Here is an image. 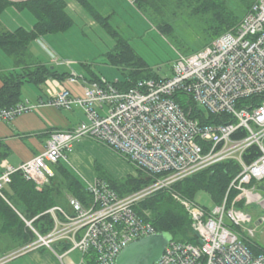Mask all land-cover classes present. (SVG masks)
I'll use <instances>...</instances> for the list:
<instances>
[{"label":"built area","instance_id":"built-area-1","mask_svg":"<svg viewBox=\"0 0 264 264\" xmlns=\"http://www.w3.org/2000/svg\"><path fill=\"white\" fill-rule=\"evenodd\" d=\"M171 72L169 78L141 80L127 90L117 82L86 83L68 76L66 82L81 83L80 94L63 81L46 80L45 99L37 105L0 109V122L42 107L80 110L84 117L72 129L49 132L37 156L17 167L3 166L0 197L5 201L3 191L13 175L42 190L54 177L52 167L66 162L82 141L123 155L151 181L119 197L95 179L86 188L87 203L68 197V209L53 206L29 221L21 217L34 236L25 251L47 250L60 264H114L125 246L157 233L135 211L141 201L232 162L239 173L213 208L172 195L187 212L197 242L169 241L155 264H264V253L253 254L246 244L255 231L249 212L261 203L257 186L264 180V0H256L235 28L202 50L179 55ZM252 147L256 156L246 163L244 155ZM41 216L51 222L45 234L33 225Z\"/></svg>","mask_w":264,"mask_h":264},{"label":"trees","instance_id":"trees-1","mask_svg":"<svg viewBox=\"0 0 264 264\" xmlns=\"http://www.w3.org/2000/svg\"><path fill=\"white\" fill-rule=\"evenodd\" d=\"M74 1L116 41L107 58L116 67L128 70L125 82L121 84L117 82L118 87L127 90L138 81L159 79L155 73L146 68L145 62L131 48L127 40L119 37L110 26L108 17L102 16L88 0ZM130 1L161 32L171 31L168 21L174 17L188 16L195 20L194 22L208 39L206 45L208 46L215 38L235 28L256 0ZM10 7H15L18 11L28 10L34 16L35 23L29 30L19 27L10 31L0 22V50L11 60L13 66L11 72L5 70L0 63L2 83L0 109L14 107L21 102L20 89L24 82L40 87L50 78L61 81L69 76L65 73L59 74L54 69L34 61L28 51L32 41L48 34L65 32L73 26V19L67 12L66 0H0V16ZM92 79L99 80L95 76ZM199 112L202 114L201 111ZM241 135L238 133V136ZM7 155L8 150L0 143V164ZM254 156H256V148L252 147L244 155V161L250 163ZM52 169L54 177L40 191L36 190L32 183L25 181L20 174L12 176L11 183L3 191L5 199L11 206L0 197L2 232L17 236L21 243L28 244L34 240V236L25 228L16 212L25 219H32L53 206H65L67 195L81 203L90 200L83 183L64 165V162H58ZM95 171L96 179L106 182L119 197L138 191L150 182V179L145 182L130 177L114 179L104 173L97 164ZM1 172L0 168V174ZM238 173L239 167L235 163L224 162L215 165L177 182L169 190L150 195L136 206L135 211L151 223L157 233L168 236L171 241L195 244L197 241L191 230V220L183 206L172 195L177 194L183 199L193 201L196 193L203 191L210 196L214 205H218L229 183ZM50 224L48 216H41L33 223L41 234L48 232ZM249 249L251 250L250 247ZM256 249L257 251L251 250V252L264 253V249L260 247Z\"/></svg>","mask_w":264,"mask_h":264},{"label":"rangeland","instance_id":"rangeland-1","mask_svg":"<svg viewBox=\"0 0 264 264\" xmlns=\"http://www.w3.org/2000/svg\"><path fill=\"white\" fill-rule=\"evenodd\" d=\"M69 1L71 0H66L67 3ZM89 1L96 9H101L103 15L111 13L108 20L110 26L119 34L120 38L127 40L131 48L145 62L146 68L159 78L171 77L172 66L179 55L196 53L208 43V39L194 22L195 20L188 16H177L169 19L171 31L161 32L138 11L131 1ZM73 6L75 9L68 11L73 19V26L65 32L48 34L32 41L28 50L31 58L49 69L54 68L59 74L74 75L79 80H90L95 76L109 83L118 82L121 84L125 82L128 70L116 67L107 58L116 41L103 27L95 23L80 5L74 3ZM13 11L9 10L7 14L12 12L11 18H17L19 25L24 28L29 30L35 23L34 16L28 10ZM0 63L5 67H12L11 60L2 50H0ZM69 89L71 90L70 87ZM45 90V84L37 87L32 83L24 82L20 89V104L31 106L33 104L29 102L36 96L42 97L44 100ZM29 112L34 113L35 111ZM29 112H23L21 115ZM74 112L79 113V111ZM201 112L204 113V110L201 109ZM89 143L79 145L72 154L67 155L69 162L64 163L81 182L82 179L84 180L82 175L87 178L95 177L96 164L104 173L114 179L130 177L142 179L145 182L150 179L147 174L132 166L123 155L93 141H89ZM129 171L130 173H128ZM260 188L262 189L260 190ZM257 190L261 196V203L252 207V211L249 212L254 218L252 226L255 228L254 236L246 241L252 251H257L256 247L264 249V222H257L260 218H264V180L259 182ZM134 192L136 190L129 194ZM68 197L71 196L67 195L65 206H61L65 209H68ZM193 202L206 209H211L214 206L210 196L203 191L196 193ZM71 259L78 260V255L72 254ZM56 261L60 264L57 258Z\"/></svg>","mask_w":264,"mask_h":264},{"label":"crops","instance_id":"crops-1","mask_svg":"<svg viewBox=\"0 0 264 264\" xmlns=\"http://www.w3.org/2000/svg\"><path fill=\"white\" fill-rule=\"evenodd\" d=\"M71 1L67 3V12L75 9V7L73 6L74 3L78 4L74 0ZM100 8H104V7H100ZM9 10L18 11L15 7H10L0 16V22L3 25V27H5L10 31L15 30L19 27L24 28L22 25H19L17 18L16 19L11 18V15H13L12 12L11 14H7L9 13ZM96 10L104 17L109 18V16H111V13L109 15H103L100 11L101 9L100 10L96 9ZM32 27H30V29ZM3 67L5 70L11 72L13 71V66L12 67L3 66ZM54 79L55 78H50L48 80H54ZM82 80H84L86 83L87 82L97 83L102 81L101 79L95 81L92 78L90 80H86V79H82ZM61 81H63V84L67 89H69V87L71 88L72 91L70 89L69 90L73 94H80L81 83L73 85L66 82L65 80H61ZM1 86L2 83L0 81V88ZM31 101L28 102L33 104L31 106H35L38 104V102L42 101V97L36 96V98ZM31 111H35V112L31 113L28 111L29 113L20 115L18 118H15L14 120H12V122L9 123L0 122V143L3 144L5 148L8 150L7 157L0 164L1 169L3 168L4 165L17 167L18 165L30 160L34 156H37L39 153L43 151L49 132H51L52 130L72 129L76 127L84 119L83 114L80 110H77L79 111V113H76L72 111L57 110L52 107H42V108H34ZM81 144H90V143L89 141H82L76 146V148ZM21 152L22 155L20 154ZM68 159L69 158L67 157V161L64 163L69 162ZM128 173H130V171ZM82 177L85 180L84 181L81 178L85 188H87V186H89L96 179V177L87 178L83 175ZM261 189L262 188H260V190ZM6 202L8 203L7 200ZM8 205L11 206L9 203ZM16 213L20 219L21 217H23L18 212ZM1 226H3L2 223H0V264H58L55 255H53L51 252L47 250L38 249L34 251H25L24 249L26 246H28L29 243L23 244L20 242V239L17 238V236L9 235L5 232H2Z\"/></svg>","mask_w":264,"mask_h":264},{"label":"water","instance_id":"water-1","mask_svg":"<svg viewBox=\"0 0 264 264\" xmlns=\"http://www.w3.org/2000/svg\"><path fill=\"white\" fill-rule=\"evenodd\" d=\"M171 241L168 236L156 233L133 241L117 255L114 264H155Z\"/></svg>","mask_w":264,"mask_h":264}]
</instances>
